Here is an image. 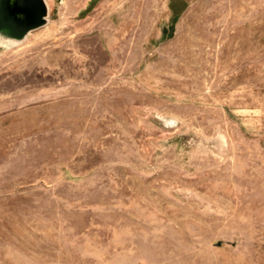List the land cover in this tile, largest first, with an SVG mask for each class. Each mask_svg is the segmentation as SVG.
<instances>
[{"label":"rangeland","instance_id":"obj_1","mask_svg":"<svg viewBox=\"0 0 264 264\" xmlns=\"http://www.w3.org/2000/svg\"><path fill=\"white\" fill-rule=\"evenodd\" d=\"M44 1L0 41V264H264V0Z\"/></svg>","mask_w":264,"mask_h":264},{"label":"water","instance_id":"obj_2","mask_svg":"<svg viewBox=\"0 0 264 264\" xmlns=\"http://www.w3.org/2000/svg\"><path fill=\"white\" fill-rule=\"evenodd\" d=\"M45 15L44 0H0V41H19L29 30L43 24Z\"/></svg>","mask_w":264,"mask_h":264},{"label":"bare ground","instance_id":"obj_3","mask_svg":"<svg viewBox=\"0 0 264 264\" xmlns=\"http://www.w3.org/2000/svg\"><path fill=\"white\" fill-rule=\"evenodd\" d=\"M8 40H10V39H8ZM13 40V39H12Z\"/></svg>","mask_w":264,"mask_h":264}]
</instances>
